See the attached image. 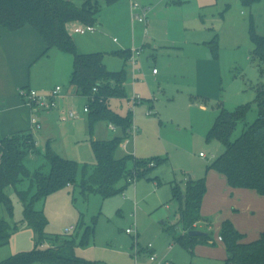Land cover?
<instances>
[{
    "label": "rangeland",
    "instance_id": "rangeland-1",
    "mask_svg": "<svg viewBox=\"0 0 264 264\" xmlns=\"http://www.w3.org/2000/svg\"><path fill=\"white\" fill-rule=\"evenodd\" d=\"M96 1L95 32L74 34V24L67 26V32L79 54L101 53L108 71H125L123 95L106 100L108 104L103 102L119 115H132L130 136L117 149L116 158H153L158 164L148 165L147 177L136 179L123 193L106 199L94 194L82 196L76 185L35 200L33 209L42 212L47 221L37 248L74 240V257L94 264H154L151 256L158 263L223 264L224 248L216 240L219 216L230 219L234 208L231 222L245 240L251 241L264 231V204L234 197L227 206L214 208L197 228L214 245H197L188 251L166 232L177 227L176 238L184 235L171 187L176 183L184 193L187 183L205 178L206 167L223 153L218 141H206L219 113L218 103L227 111L243 105L250 108L245 120L237 124L232 140L256 119V92L264 86V71L252 58L250 32L264 36V0L251 8L243 7L239 0H142L141 4L151 7L145 24L133 21L130 0ZM75 2L78 6L82 3ZM214 37L216 58L206 45ZM3 45L10 46L0 42ZM122 51L140 52L134 63L129 61L132 53L127 52L125 64L117 54ZM71 71V55L56 49L25 69L11 70L2 57L0 127L14 118L22 123L21 132L30 118L40 123V129L28 127L24 131L32 135L38 152L23 161L31 174H48L47 150L92 167L96 161L91 142L122 137L121 129L111 130L105 120L95 121L90 128L88 113H83L89 108L87 99L67 95L73 93ZM57 86L63 92L52 112L32 114L27 99L21 97L22 91L48 95ZM135 98L138 100L133 103ZM71 112L76 117L69 118ZM29 186L30 181L24 179L16 191H26ZM16 191H6L10 212L0 204V219L13 230L9 243L0 247V262L36 248L38 234L23 222L24 203ZM36 194L33 188L31 198ZM218 200L223 204L227 199L220 195ZM128 229L133 230L132 235L126 234Z\"/></svg>",
    "mask_w": 264,
    "mask_h": 264
},
{
    "label": "trees",
    "instance_id": "trees-1",
    "mask_svg": "<svg viewBox=\"0 0 264 264\" xmlns=\"http://www.w3.org/2000/svg\"><path fill=\"white\" fill-rule=\"evenodd\" d=\"M80 6L75 0H0V27L8 32H16L24 27L32 28L45 45L43 55L56 49L72 57V71L69 85L75 96L87 99V113L90 128L92 123L105 120L112 127L122 131V137L107 141H92L91 147L95 157V165H79L75 161L65 160L47 150L45 158L49 163L48 174L35 172L31 174L23 165V161L31 154H36V142L28 132L15 133L0 140V204L10 212L6 191L16 187L24 179L30 181L26 191H16L24 203L23 222L38 234L36 248L21 253L0 264H94L74 257L75 241L64 242L60 246L39 249L47 221L42 212L33 209V202L57 190L78 185L80 194L99 195L103 199L123 193L136 179L148 176V165L158 161L133 159L132 156L117 159L116 151L127 139L132 127V115H119L111 110L107 101L112 97L123 95L122 82L125 71L110 72L103 64V55L79 54L67 26L73 23L93 25L99 11L96 0H81ZM113 2L117 0H106ZM243 7L251 6L260 0H239ZM253 45L252 58L264 71V36L250 32ZM212 58L217 57L216 37L206 44ZM117 54L124 58L126 64L128 53ZM107 100V101H106ZM106 101V105L103 102ZM103 104V105H102ZM255 106L256 119L239 137L232 140V135L240 121H244L250 108L238 106L227 111L221 103L213 125L206 135V141H218L223 146V153L206 167V171H215L223 175L232 189H246L264 197V86L257 88ZM133 160V167L128 163ZM150 170V169H149ZM36 188L37 194L31 198ZM172 197L178 201L179 217L183 236L176 238L175 229L166 232L186 250L192 251L197 245H214L206 234L190 237V231H197L195 226L203 220L200 214L203 197L206 193L205 178L190 180L181 193L176 185H172ZM31 199V200H30ZM30 201V202H29ZM11 226L0 219V247L9 243ZM218 237L224 245L226 257L223 264H264V233L252 242H244V235L239 233L228 220L222 222Z\"/></svg>",
    "mask_w": 264,
    "mask_h": 264
},
{
    "label": "crops",
    "instance_id": "crops-1",
    "mask_svg": "<svg viewBox=\"0 0 264 264\" xmlns=\"http://www.w3.org/2000/svg\"><path fill=\"white\" fill-rule=\"evenodd\" d=\"M143 5L148 6L147 4H143ZM148 7L151 8L150 6H148ZM73 24H74L73 27H76L77 25H79L78 23H73ZM70 25H72V24H70ZM0 42H4V44L8 43L10 45V46H6V45L0 46L1 47L0 48V78H3L1 75L2 57L4 58V60L7 63V66L11 70H15L16 68L25 69L29 65H33L41 57L48 56V53L51 51L50 50L46 55H43V52L45 50V45H44L43 41L39 38V36L36 34V32L30 27H24L23 29L16 31V32H8L5 29L0 27ZM204 59H205V57H204ZM199 64H200V62H199ZM157 76H158V74H157ZM62 92H63V88H62L61 93ZM67 95L75 96L74 93H72V94L69 93ZM64 98H65V96H64ZM54 110H56V109H54ZM40 112L41 111H39L36 114L38 115V114H40ZM83 113H84V111H83ZM29 117H30V113H29ZM21 125H22V123L20 122V120L15 119V118H14L13 122H10V123L5 124V125L2 124V126L0 127V140H2L3 138H7V137H9L15 133L21 132V130H18V129L22 128ZM28 127L30 128L29 122L27 120V122H25L23 132L28 130ZM201 158H204V157H201ZM193 179H195V178H193ZM205 184H206V193L203 197L202 204H201V210H200L201 217L208 215V213L211 212L216 207L227 206L230 203L231 198H234V197H237L238 200H241V198H242V199H248L250 201L262 202V204H264V197L263 196H259L256 192H254L252 190L230 188L227 184L225 177L223 175L215 172V171L210 170L209 172H207V174L205 176ZM210 192H211V195H210ZM220 195H222L223 197H225L227 199L223 204H220V201L218 200V197ZM207 196L208 197L213 196V198L208 199ZM231 211H232L231 213L234 212V214H232L230 216V219L231 218L234 219L236 210L234 208H232ZM227 215H229V213ZM224 218H225V216H219L218 223H217L218 234H219V230H220L222 222H224L225 220H228L231 222L230 219H224ZM262 219L264 220V213H262ZM231 223L234 226L233 222H231ZM198 224L195 226L196 230L198 228ZM262 233H264V231ZM260 234H259V236H260ZM259 236L256 239L251 240V241L245 240V237H244L243 241L244 242H252V241L257 240L259 238ZM218 238L219 237L217 235L216 240L218 242H220V246L224 248L223 243L221 241H219ZM140 247L144 248L142 246H140ZM168 248L171 250V246H169ZM152 251L154 252L153 248H152ZM141 252H142V250L140 251V255L142 254ZM223 257H222V259H225V257H226L225 248H224V256ZM171 263L174 264L173 262H171Z\"/></svg>",
    "mask_w": 264,
    "mask_h": 264
},
{
    "label": "built area",
    "instance_id": "built-area-1",
    "mask_svg": "<svg viewBox=\"0 0 264 264\" xmlns=\"http://www.w3.org/2000/svg\"><path fill=\"white\" fill-rule=\"evenodd\" d=\"M131 2V17L133 19L134 22H137L139 24H145L147 22L148 19V15L151 11V9L148 6H145L143 4H141L142 0H130ZM95 32V28L93 25H83V24H79L78 26L74 27L73 29V33L74 34H78V35H86V34H93ZM132 53L131 59L129 61H131L132 63H134L136 61V58L139 56V52L140 51H130ZM153 75H156L157 72L156 70H153ZM22 91V90H21ZM61 87H55L50 94L48 95H38L37 93L33 92V91H22L21 92V97L22 98H26L28 101V104L30 106V108L32 109V112L38 113L39 111H46V112H51L54 109H56L57 107V100L61 94ZM138 99H133V103H135ZM84 113H87V108H84ZM32 113V114H33ZM76 117V114L71 112L69 114V118H74ZM29 126L30 129H40V123L38 122V120L36 118H30L29 120ZM111 130H114V127L111 126L110 128ZM200 157H204L203 154H200ZM152 166V165H150ZM70 231H72V228H70ZM126 234L128 235H132L133 234V230H126L125 231ZM219 241H221L220 238H218ZM147 248L151 249V245H148ZM137 251V248H136ZM150 262L154 263V264H169V263H158L156 262V258L155 256H151L149 258Z\"/></svg>",
    "mask_w": 264,
    "mask_h": 264
},
{
    "label": "water",
    "instance_id": "water-1",
    "mask_svg": "<svg viewBox=\"0 0 264 264\" xmlns=\"http://www.w3.org/2000/svg\"><path fill=\"white\" fill-rule=\"evenodd\" d=\"M188 235H189L190 237H198V236H200V235H204V233L199 232V231H190V232L188 233Z\"/></svg>",
    "mask_w": 264,
    "mask_h": 264
}]
</instances>
